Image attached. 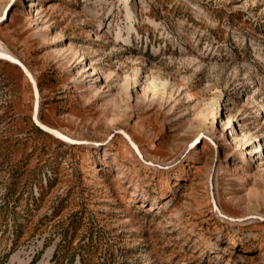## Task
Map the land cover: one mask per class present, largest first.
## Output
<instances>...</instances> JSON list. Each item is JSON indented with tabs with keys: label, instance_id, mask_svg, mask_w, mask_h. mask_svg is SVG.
<instances>
[{
	"label": "rangeland",
	"instance_id": "374dc122",
	"mask_svg": "<svg viewBox=\"0 0 264 264\" xmlns=\"http://www.w3.org/2000/svg\"><path fill=\"white\" fill-rule=\"evenodd\" d=\"M0 19L39 120L87 142L35 127L0 59V264H264V0H0Z\"/></svg>",
	"mask_w": 264,
	"mask_h": 264
},
{
	"label": "water",
	"instance_id": "95a60500",
	"mask_svg": "<svg viewBox=\"0 0 264 264\" xmlns=\"http://www.w3.org/2000/svg\"><path fill=\"white\" fill-rule=\"evenodd\" d=\"M1 21V19H0ZM0 59L7 61L13 65H15L16 67H18V69L24 74V76L27 78V80L29 81L31 87H32V92H33V105H32V115H31V120L32 123L34 124L35 127H37L39 130L48 133L50 135H52L53 137L72 144V145H80V144H86L87 142L85 141H79V140H74L71 139L69 137H67L66 135L62 134L61 132H59L56 129H53L45 124H43L39 118H38V110H39V91L37 88V84L36 81L34 79V77L32 76V74L29 72V70L26 68V66L20 62L18 59L14 58L13 56L0 52ZM118 133H120V135H122V137H124V139H126V141L130 144V146L132 147L133 151L136 153V155L138 156V158L145 164L147 165H154L149 161H145L142 156L140 155V153L138 152V149L136 147V145L131 141L130 137L122 130H118ZM213 144V143H212ZM214 145V144H213ZM156 167H159L157 165H154ZM211 202L212 205L215 209V211L218 213V215L224 219H230L227 218L226 216L222 215L218 209V207L216 206V203L214 201L213 198H211ZM232 220V219H230Z\"/></svg>",
	"mask_w": 264,
	"mask_h": 264
},
{
	"label": "bare ground",
	"instance_id": "6f19581e",
	"mask_svg": "<svg viewBox=\"0 0 264 264\" xmlns=\"http://www.w3.org/2000/svg\"><path fill=\"white\" fill-rule=\"evenodd\" d=\"M27 4V3H26ZM27 6H31L32 8H33V2H29V4L27 5ZM33 12V11H32ZM4 13V12H3ZM3 13L1 14V16L3 15ZM0 52H3V53H6V52H4V51H1L0 50ZM6 54H8V53H6Z\"/></svg>",
	"mask_w": 264,
	"mask_h": 264
}]
</instances>
